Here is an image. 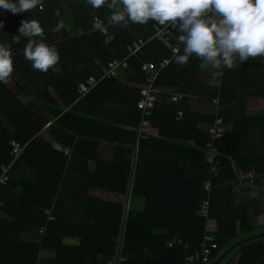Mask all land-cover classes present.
Wrapping results in <instances>:
<instances>
[{"label":"trees","instance_id":"obj_1","mask_svg":"<svg viewBox=\"0 0 264 264\" xmlns=\"http://www.w3.org/2000/svg\"><path fill=\"white\" fill-rule=\"evenodd\" d=\"M68 14L73 15L77 31L71 32L69 22H62ZM94 14L108 24L107 34L92 29ZM109 14L106 5L93 9L85 0H39L33 9L15 14L0 10V43L10 47L13 57L10 77L17 80L29 102L27 105L0 83V166L12 162V139L26 145L12 165L10 181L0 185V264H107L119 254L127 257V264H184L209 232L217 247L208 261L193 264H264L263 237L238 239L251 217L264 225V156L237 165L242 170L255 166L258 173L251 215L249 197L237 199L240 181L231 158L237 159L232 139L238 127L251 121L235 117L241 107L236 88L223 73L220 78L215 76V85L206 84L207 93L202 81L193 89L191 77L190 90L187 78L200 58L184 65L175 62L171 46L178 42L177 30L167 44L150 39L155 26H160L151 19L120 26L108 22ZM27 19L37 20L43 30L41 37L33 39L57 48L58 73L52 68L41 72L25 59L28 38L17 35L21 21ZM139 35L150 40L138 55L129 58L132 70L124 72L133 83H124L120 76L104 78L79 97V82L92 74L98 76V63L125 58L128 45ZM182 49L181 44L176 54ZM163 57L170 62L158 73L154 82L158 88L174 92L171 87H176L183 97L189 92L205 93L214 100L216 110L200 114L185 107L186 99L172 102L171 93H164L150 117L153 130L148 138H141L143 118L137 101L146 77L141 66L145 60L158 62ZM230 101L235 102L217 108ZM86 107L91 111L86 113ZM180 108L184 109L181 118ZM219 117L231 130L220 140L217 171L211 175L205 160L208 135L198 132L197 125ZM53 141L70 147V155L54 148ZM105 141L114 145L111 162L100 155ZM91 159L96 162L95 172L88 168ZM210 176L206 219L198 210L207 197L204 183ZM243 185L250 187L251 181L244 180ZM95 189L112 196L96 195ZM136 201L141 204L136 206ZM76 214L84 222L76 223ZM210 221L215 224L213 229L208 227ZM42 229L40 241L24 239L26 232ZM71 238L76 242H69ZM43 251L52 254L42 256Z\"/></svg>","mask_w":264,"mask_h":264},{"label":"clouds","instance_id":"obj_2","mask_svg":"<svg viewBox=\"0 0 264 264\" xmlns=\"http://www.w3.org/2000/svg\"><path fill=\"white\" fill-rule=\"evenodd\" d=\"M39 0H0V10L13 14L36 7ZM93 9L102 5L110 10L108 22L126 26L129 22L144 24L150 19L169 25L179 33L182 53L174 60L184 65L194 55L210 65L223 64L231 69L234 61L264 57V0H85ZM0 27L3 22L0 21ZM17 37L28 38L23 49L26 60L41 72L57 66V48L42 39L43 30L35 19L22 20ZM13 72L10 47L0 43V83H6ZM209 85L217 83L215 77Z\"/></svg>","mask_w":264,"mask_h":264},{"label":"crops","instance_id":"obj_3","mask_svg":"<svg viewBox=\"0 0 264 264\" xmlns=\"http://www.w3.org/2000/svg\"><path fill=\"white\" fill-rule=\"evenodd\" d=\"M71 18L72 20H68L69 22L74 21L73 15L71 16ZM65 20V18H62V22H65ZM197 59V57L192 55L189 57L187 64H190L189 62H191V60L197 61ZM193 66L194 69L192 71V74L187 78L190 90L192 89V86L190 85L192 83L191 77L194 79L193 89L196 90L195 87L197 83L199 81H202L204 84L203 90L205 93H207L206 84L209 85L208 81L213 79V77L215 76H218L220 78L223 73H226L225 76H228L230 85L235 87L237 90L236 96L240 98L241 107L236 110L235 117L240 118L241 116H243L251 119L249 124L244 123L238 127V130L236 131V134L232 139L235 141L232 149L237 159H234L232 156L231 158L233 160V165L235 167V172L237 173L238 178L239 172L243 171L241 168H237L238 164L244 165L251 158H258L264 156V123L262 122V116L264 115V57H250L244 62H240L237 59L234 61V66L231 69L225 68L222 63L217 65L207 64L202 59H200L198 64H193ZM127 75L128 74H126L123 70L119 73V76L121 80L124 81V83H133V80H128ZM5 84L16 96L21 98L23 102H25L27 105L29 104L28 98L25 96L23 90L19 88L18 82L14 77H10V79H8V82H6ZM171 88L174 92L182 93V91H179V89H177L176 87ZM205 93H202V96H199L195 93L189 92L184 97L182 96L183 94H181L180 100L186 99V101L184 102L185 107H188L194 112L200 114H213L216 110L215 102H213L214 100L205 97ZM234 102L235 101H230L224 105H218L217 108L231 106ZM85 111L86 113H88L91 111V108L86 107ZM105 121L108 123L111 122L108 119ZM211 123L212 122L208 121H200L197 125L198 132H202L208 135L207 130L209 129ZM49 124L50 122L47 125ZM47 125L40 131L41 134L46 132ZM7 127L10 129L11 132H14V129L8 124ZM227 127V131L231 130V125H227ZM113 146L114 145L110 144V142L105 141L101 144L100 147L101 157L103 159H106V161L108 162H111L113 160L112 157L115 152ZM88 168L90 172H95L96 162L94 159L88 161ZM254 179L251 181L250 187H245V185H243V181L237 183V199L238 201H243L245 195L249 197V201H251L252 205L250 210L251 215L254 214L253 201L258 192L257 186H259V184L254 185ZM94 193L96 195L101 194L105 197L112 196L111 194L109 195L107 191L100 192L97 189H95ZM74 221L76 223H82L84 222V218H82L80 214H76L74 216ZM208 227L210 229H213V227H215V224L210 221L208 222ZM43 234L44 232L41 233V230L37 233L26 232L24 234V239L31 241H40ZM256 235H259L264 238V225L259 222L257 217H251L248 220L246 228L242 230L238 239H246L248 237ZM68 241L72 243L76 242L74 238H71ZM230 245L231 243H229L228 246ZM51 254V251H43L42 256H50ZM215 259L217 260V258ZM215 259L213 260L215 261Z\"/></svg>","mask_w":264,"mask_h":264},{"label":"built area","instance_id":"obj_4","mask_svg":"<svg viewBox=\"0 0 264 264\" xmlns=\"http://www.w3.org/2000/svg\"><path fill=\"white\" fill-rule=\"evenodd\" d=\"M92 29L95 31H100L103 34L108 32V24L105 23L103 18L99 14H94L91 21ZM176 29L169 25H160L155 26V33L150 39L157 38L160 41L170 42L172 38H175ZM150 39H146L144 36L139 35L128 45V55L123 59H112L106 65L98 63L100 73L97 76L96 74L89 75L85 80H82L78 84V93L79 97H82L93 90L98 83L104 78H114L118 77L120 71L132 70L129 63V58L132 56L138 55L139 52L149 43ZM181 47V43L178 41L176 44L171 46L172 52L175 49V53H178ZM174 53V52H173ZM170 62L169 57H163L158 62L152 60H145L142 63L141 69L145 74V85L141 89L140 97L137 101V109L141 111L143 118L141 128H140V137L148 138L149 134L153 130V126L150 122V117L152 112L155 109L157 102L164 93H171V101L177 102L181 94L179 92H171L169 89H160L154 83L160 69L166 66ZM178 116H184V110H178ZM227 131V125L224 123V118L219 117L214 122H212L207 130L208 141L205 149V160L210 164L211 175L216 173V159L219 156V145L220 140L225 135ZM53 147L57 150L63 151L65 154L71 153L70 147L63 146L58 141H53ZM11 155L13 156L12 162L10 164H3L0 166V185H7L11 179V168L12 165L18 160L21 155L25 152L26 145H21L17 140H11ZM255 166H252L248 170L240 171L238 174V181L250 180L252 181L257 176ZM130 181V183H132ZM204 189L207 192V197L200 203L198 213L208 218L209 207H210V192L212 189L211 176L206 179L204 183ZM45 212L49 215V219H53L51 216V210L46 209ZM44 232V229L41 230V233ZM217 247V242L215 241V236L213 234L206 233L205 239L201 244L200 249H196L194 253L189 255L184 264H193L194 262L200 260L203 262L208 261L212 250ZM107 264H127V257L123 254L112 257L108 260Z\"/></svg>","mask_w":264,"mask_h":264},{"label":"rangeland","instance_id":"obj_5","mask_svg":"<svg viewBox=\"0 0 264 264\" xmlns=\"http://www.w3.org/2000/svg\"><path fill=\"white\" fill-rule=\"evenodd\" d=\"M65 19H66V20H65L66 24H67L70 20H72V18H71V16H70L69 14H68V16L65 17ZM68 20H69V21H68ZM65 22H64V23H65ZM68 28H69V29L71 28V32H74V30L77 31V30L75 29V25H74L73 22H69V23H68ZM80 31H81V30H79V32H80ZM7 82H8V81H7ZM31 109H32L33 111H35L33 107H31ZM108 194H109V193H108ZM140 204H141V203H137L136 206H137V205H140Z\"/></svg>","mask_w":264,"mask_h":264}]
</instances>
